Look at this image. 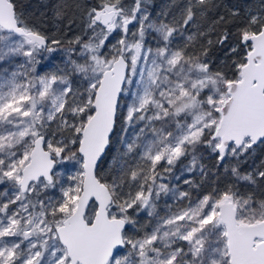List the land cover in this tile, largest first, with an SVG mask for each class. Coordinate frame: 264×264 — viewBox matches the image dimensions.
Returning a JSON list of instances; mask_svg holds the SVG:
<instances>
[{
  "label": "snow or ice",
  "instance_id": "snow-or-ice-1",
  "mask_svg": "<svg viewBox=\"0 0 264 264\" xmlns=\"http://www.w3.org/2000/svg\"><path fill=\"white\" fill-rule=\"evenodd\" d=\"M0 264H264V0H0Z\"/></svg>",
  "mask_w": 264,
  "mask_h": 264
},
{
  "label": "trees",
  "instance_id": "trees-1",
  "mask_svg": "<svg viewBox=\"0 0 264 264\" xmlns=\"http://www.w3.org/2000/svg\"><path fill=\"white\" fill-rule=\"evenodd\" d=\"M31 2H32V3H35V2H36V0H31Z\"/></svg>",
  "mask_w": 264,
  "mask_h": 264
}]
</instances>
